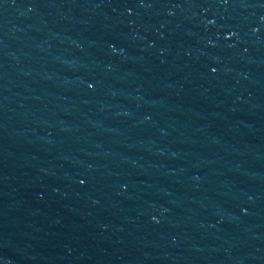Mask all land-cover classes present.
Masks as SVG:
<instances>
[{
    "label": "water",
    "instance_id": "1",
    "mask_svg": "<svg viewBox=\"0 0 264 264\" xmlns=\"http://www.w3.org/2000/svg\"><path fill=\"white\" fill-rule=\"evenodd\" d=\"M0 264H264V0H0Z\"/></svg>",
    "mask_w": 264,
    "mask_h": 264
}]
</instances>
